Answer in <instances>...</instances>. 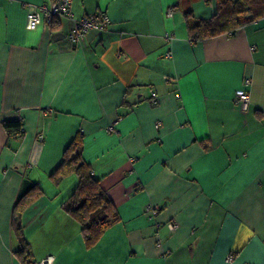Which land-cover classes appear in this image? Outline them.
Segmentation results:
<instances>
[{"label": "crops", "instance_id": "1", "mask_svg": "<svg viewBox=\"0 0 264 264\" xmlns=\"http://www.w3.org/2000/svg\"><path fill=\"white\" fill-rule=\"evenodd\" d=\"M50 2L0 0V264H28L14 208L35 185L30 261L264 264V17L193 42L187 11L209 18L216 0H73L76 16L110 18L74 43L67 17L27 28V5ZM18 119L21 136L4 124ZM79 131L121 217L93 246L64 209L77 175L52 179Z\"/></svg>", "mask_w": 264, "mask_h": 264}, {"label": "trees", "instance_id": "2", "mask_svg": "<svg viewBox=\"0 0 264 264\" xmlns=\"http://www.w3.org/2000/svg\"><path fill=\"white\" fill-rule=\"evenodd\" d=\"M216 13L209 17H197L187 11L186 24L193 42L234 33L237 29L264 17V0H216ZM58 26V19L51 24ZM5 127L10 134L24 135V120H7ZM84 134L79 131L66 148L61 164L52 173V179L59 184L65 177L75 174L78 185L71 198L64 203V209L81 225L88 246L95 245L105 231L120 219V213L112 199L101 186V181L92 171L91 164L83 155ZM39 186H33L21 195L14 208V226L20 236V257L31 264L30 243L24 237V226L20 223L22 215L41 196Z\"/></svg>", "mask_w": 264, "mask_h": 264}, {"label": "built area", "instance_id": "3", "mask_svg": "<svg viewBox=\"0 0 264 264\" xmlns=\"http://www.w3.org/2000/svg\"><path fill=\"white\" fill-rule=\"evenodd\" d=\"M27 23L28 29H36L40 25H51L55 19L61 17H67L74 21V28L68 35L71 42L79 43L83 41L86 34L91 29H107L110 25V18L106 13L91 14L89 16H76L73 10V0H51L50 4L40 5H27ZM172 13V9L169 14ZM232 34V33H231ZM171 50L167 52V56H171ZM166 79L174 81V78L165 76ZM251 79L246 78L244 81V87L240 88L236 92V102L241 107V110L247 112L251 108V94L249 86ZM159 96L156 92L152 95V102L157 103ZM109 130H114V126L111 125ZM151 211L156 214L158 212L157 207L150 208ZM169 227L174 230L177 224L174 221L169 222ZM229 259H233V255L229 256ZM31 264H55V255L50 254L40 260L32 261Z\"/></svg>", "mask_w": 264, "mask_h": 264}]
</instances>
